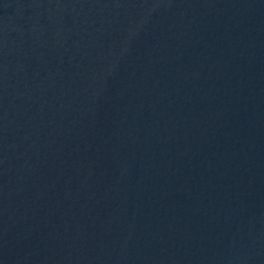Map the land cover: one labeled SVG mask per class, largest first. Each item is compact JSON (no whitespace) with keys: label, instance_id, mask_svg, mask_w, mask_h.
<instances>
[{"label":"water","instance_id":"95a60500","mask_svg":"<svg viewBox=\"0 0 264 264\" xmlns=\"http://www.w3.org/2000/svg\"><path fill=\"white\" fill-rule=\"evenodd\" d=\"M0 264H264V0H0Z\"/></svg>","mask_w":264,"mask_h":264}]
</instances>
